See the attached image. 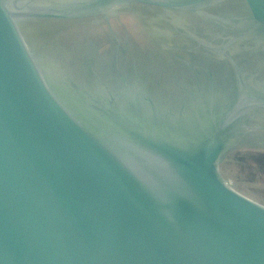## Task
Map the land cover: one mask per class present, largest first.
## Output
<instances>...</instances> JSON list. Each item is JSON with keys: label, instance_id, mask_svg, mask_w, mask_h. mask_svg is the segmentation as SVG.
Returning <instances> with one entry per match:
<instances>
[{"label": "water", "instance_id": "water-1", "mask_svg": "<svg viewBox=\"0 0 264 264\" xmlns=\"http://www.w3.org/2000/svg\"><path fill=\"white\" fill-rule=\"evenodd\" d=\"M216 1L0 0V264H264V204L219 167L240 117L264 111V92L220 99L198 85L170 96L127 72L103 89L95 69L63 60V72L22 27L121 4L182 12ZM238 1L236 21L264 41V0Z\"/></svg>", "mask_w": 264, "mask_h": 264}, {"label": "rangeland", "instance_id": "rangeland-1", "mask_svg": "<svg viewBox=\"0 0 264 264\" xmlns=\"http://www.w3.org/2000/svg\"><path fill=\"white\" fill-rule=\"evenodd\" d=\"M23 1L37 8L72 0ZM242 13L238 0L182 12L121 4L63 18H31L22 27L63 72L71 69L63 60L74 69H95L103 89L115 84L119 72H132L170 96L195 92L208 81L221 99L248 89L264 92V41L236 21ZM239 125L243 139L225 154L220 172L238 191L264 204V111L250 110Z\"/></svg>", "mask_w": 264, "mask_h": 264}, {"label": "flooded vegetation", "instance_id": "flooded-vegetation-1", "mask_svg": "<svg viewBox=\"0 0 264 264\" xmlns=\"http://www.w3.org/2000/svg\"><path fill=\"white\" fill-rule=\"evenodd\" d=\"M162 10V9H161ZM163 11H165V10H163ZM226 17H224V19H225ZM142 65V64H141ZM143 66V65H142ZM139 71H142L141 69H139ZM127 74H129L130 76H128L129 78H128V80H129V82L130 83H134V84H139V83H143V79L142 78H140V77H136L135 76V74L134 73H132V72H127ZM209 80V79H208ZM139 81V82H138ZM211 82V81H210ZM208 83V88H205L206 90H209L210 88L209 87H211V84L207 81L206 83H199V85L201 86V87H203V85H205V84H207ZM202 84V85H201ZM228 97V96H227ZM236 131V133H235V139H237L238 141L239 140H241V139H243V132L241 131V129L240 128H237V130H235ZM239 143L237 142L236 143V145H234L235 147L238 145ZM233 149V148H232ZM228 153V152H227Z\"/></svg>", "mask_w": 264, "mask_h": 264}]
</instances>
